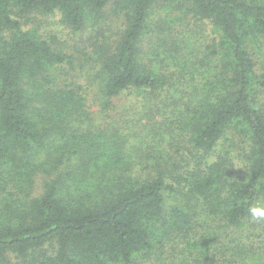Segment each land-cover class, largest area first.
<instances>
[{
	"label": "trees",
	"instance_id": "obj_1",
	"mask_svg": "<svg viewBox=\"0 0 264 264\" xmlns=\"http://www.w3.org/2000/svg\"><path fill=\"white\" fill-rule=\"evenodd\" d=\"M173 5V19L212 36L204 48L162 39L148 62L153 12ZM108 6L122 26L90 57L96 118L68 74L73 56L41 29L56 16L85 34ZM48 150L92 175L124 167L93 197L63 195L66 174L36 187ZM256 204L264 0H0V264H235L250 246L264 264V220L247 211Z\"/></svg>",
	"mask_w": 264,
	"mask_h": 264
},
{
	"label": "rangeland",
	"instance_id": "obj_2",
	"mask_svg": "<svg viewBox=\"0 0 264 264\" xmlns=\"http://www.w3.org/2000/svg\"><path fill=\"white\" fill-rule=\"evenodd\" d=\"M175 5L158 8L161 9V14L158 17L156 14L158 9L153 12L154 17L150 22V25L153 27L151 30L149 28L147 29V33L141 43L146 51L143 55L148 62L152 60L153 55H148L147 51L151 48H157L159 41L162 39H167L169 41L178 40L179 44L181 42V48L192 47L191 43H184V39L187 42L189 39L195 42L200 40V46L204 48L212 36L207 31L209 28L205 27L200 21L195 22L193 19H190V21H183L181 18H178V20L173 19L172 16L179 11L177 8L173 10ZM164 17L169 20H163ZM120 26H122V19L119 13L114 6H108L102 10V18H95L92 22L88 23L85 34H74L63 25L56 16L46 17L41 29L47 38L55 34L56 38L53 41L54 44L73 56L74 68L69 69L68 74L75 80L77 85L81 86L88 94L86 103L89 111L92 113L94 112L96 118L100 116V108L98 106L99 96L95 84L93 83L94 63L91 61L90 57L94 52L97 41L112 44L116 37V33L119 32ZM155 61H158V59ZM115 111L116 110L112 108V110L108 112V117L110 118V116H113ZM57 159H63L62 163L57 164ZM64 159L62 155L57 156L52 150L41 153L39 155V161L43 162L47 160L48 167H44V169L38 171L36 187L41 188L43 183L61 177L58 175L66 174L65 178H60V190L63 195H74L78 193L79 196L88 195L93 197V195H95V190H97L95 183L98 180L101 182L106 178H113L117 172L121 171L124 167L123 165L116 166L113 164L109 169L99 172L96 171L92 175L82 169L81 165H78L76 159H72L70 163ZM52 163L55 164L56 169L51 168ZM98 173H101V175ZM53 174H55V176H53ZM239 254L241 255V259L237 260L238 262L235 264H263V261H260V259H262L261 254L257 252L254 247L250 246L236 253V255ZM257 257H259L258 261L256 260Z\"/></svg>",
	"mask_w": 264,
	"mask_h": 264
},
{
	"label": "clouds",
	"instance_id": "obj_3",
	"mask_svg": "<svg viewBox=\"0 0 264 264\" xmlns=\"http://www.w3.org/2000/svg\"><path fill=\"white\" fill-rule=\"evenodd\" d=\"M247 211L253 220H264V204L252 205Z\"/></svg>",
	"mask_w": 264,
	"mask_h": 264
}]
</instances>
